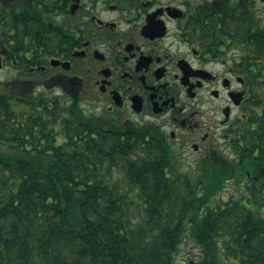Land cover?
<instances>
[{
  "label": "trees",
  "instance_id": "16d2710c",
  "mask_svg": "<svg viewBox=\"0 0 264 264\" xmlns=\"http://www.w3.org/2000/svg\"><path fill=\"white\" fill-rule=\"evenodd\" d=\"M256 1L218 0L212 28L245 40L253 27L260 50ZM253 119L243 159L264 144V110ZM167 157L149 127L115 126L38 80H0V264H176L188 231L200 264H264V211L211 201L228 169L191 184Z\"/></svg>",
  "mask_w": 264,
  "mask_h": 264
},
{
  "label": "flooded vegetation",
  "instance_id": "af4514ba",
  "mask_svg": "<svg viewBox=\"0 0 264 264\" xmlns=\"http://www.w3.org/2000/svg\"><path fill=\"white\" fill-rule=\"evenodd\" d=\"M245 1L238 0L251 9ZM217 4L0 0L2 68H16L20 75L12 79L38 80L115 126L149 127L168 153L169 176L194 184L207 168L226 167L220 193L228 183L234 192L224 200L258 209L264 144L261 153L251 146L242 154L259 125L253 113L264 110V41L258 50L246 31L253 27L245 28V40H233L221 25L214 31Z\"/></svg>",
  "mask_w": 264,
  "mask_h": 264
},
{
  "label": "rangeland",
  "instance_id": "374dc122",
  "mask_svg": "<svg viewBox=\"0 0 264 264\" xmlns=\"http://www.w3.org/2000/svg\"><path fill=\"white\" fill-rule=\"evenodd\" d=\"M257 6L259 9L260 14L264 17V0H258ZM20 75V72L16 68L11 66L7 68L0 69V80H10L12 77ZM233 184L228 183L226 191L222 193H218L215 197L212 198V203L215 204L216 202H220L224 199H228L231 194L228 192L233 193L234 187L232 188ZM232 196V195H231ZM262 211H264V206L260 205L258 207ZM202 259V250L200 245L195 242V239L192 237L191 233L188 231L183 238V242L180 245L177 257H176V264H200V260ZM230 264V263H229Z\"/></svg>",
  "mask_w": 264,
  "mask_h": 264
},
{
  "label": "water",
  "instance_id": "95a60500",
  "mask_svg": "<svg viewBox=\"0 0 264 264\" xmlns=\"http://www.w3.org/2000/svg\"><path fill=\"white\" fill-rule=\"evenodd\" d=\"M2 67V61H1V57H0V68Z\"/></svg>",
  "mask_w": 264,
  "mask_h": 264
}]
</instances>
